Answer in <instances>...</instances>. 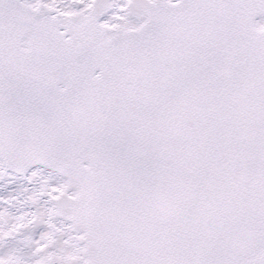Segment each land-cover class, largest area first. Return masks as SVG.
<instances>
[{"label": "snow or ice", "instance_id": "6c2138e0", "mask_svg": "<svg viewBox=\"0 0 264 264\" xmlns=\"http://www.w3.org/2000/svg\"><path fill=\"white\" fill-rule=\"evenodd\" d=\"M0 264H264V0H0Z\"/></svg>", "mask_w": 264, "mask_h": 264}]
</instances>
